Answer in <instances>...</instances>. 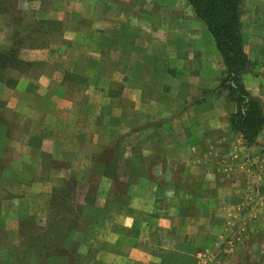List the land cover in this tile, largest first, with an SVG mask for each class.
<instances>
[{
  "label": "crops",
  "instance_id": "1",
  "mask_svg": "<svg viewBox=\"0 0 264 264\" xmlns=\"http://www.w3.org/2000/svg\"><path fill=\"white\" fill-rule=\"evenodd\" d=\"M99 1L102 9L89 6L88 17L95 22L88 30L94 36L87 38L86 47L104 55L87 58L94 65L87 67L92 77L99 72L95 67H103L98 92L110 99L111 113L103 114L104 106L96 101L83 105L72 101L64 106L78 117L50 124L36 120L45 109L34 107L28 113L27 130L10 141L12 161L19 162L13 167V182L22 186L19 197L25 200L35 193L46 199L39 203L43 211H54L57 226L70 227L64 241L77 233L80 222L84 225L83 252L79 243L63 254L61 249L52 252L42 247V264H127L130 258L157 263L156 231L172 243H187L188 237L173 235L180 224L177 219L186 220L184 226L200 223L210 200H219L225 192L239 193L240 179L229 162L237 161L239 147L264 157V127L250 146L232 128L230 116L236 103L226 89L217 90L225 77L222 55L188 0L95 2ZM241 20L250 60L242 80L250 94L260 98L264 110V0H243ZM80 25L74 27V41L83 47ZM47 81L41 76L40 87ZM148 115L150 120L144 122ZM127 130L137 135L148 131L149 137L127 138ZM44 152L49 154L48 164L43 163ZM100 154L103 158H98ZM115 158L118 165L112 171ZM72 180L81 183L82 199L76 204L72 200L69 207L53 201ZM116 182L122 184L116 188ZM96 184L102 197L98 203L92 194ZM35 186L39 188L32 192ZM82 207L91 217L79 218ZM30 208L27 204L23 210ZM117 226L142 232L130 250ZM102 242L108 247L103 248Z\"/></svg>",
  "mask_w": 264,
  "mask_h": 264
},
{
  "label": "rangeland",
  "instance_id": "2",
  "mask_svg": "<svg viewBox=\"0 0 264 264\" xmlns=\"http://www.w3.org/2000/svg\"><path fill=\"white\" fill-rule=\"evenodd\" d=\"M95 1L91 0L89 3L88 0H7L5 3L0 2V48H10L15 45L19 49L21 59L33 62L30 66H24L21 71L1 70L0 264H42L40 255L41 252L43 253L42 245L45 236L52 239L53 248L50 249L52 252H54V245L61 249L60 252L63 254L78 247L77 243H79L80 252L84 251V243H86L83 241L85 240L82 232L84 225L82 227L80 222L77 233L73 234L69 241H64V239H69L70 227L57 226L53 222L54 211H43L40 204L46 199L32 193L37 191L38 186L32 188V194L27 197L28 199L23 200V197H19L22 195L20 193L22 186L16 187L13 182L15 175L13 167L17 163L19 165V162L12 161L10 141L21 138L27 130L28 113L34 107L45 109V112L41 113L39 119L36 118V120L50 124L78 117L77 114L67 109L69 107L64 106L71 104L72 101V104L81 103L82 105L87 100L91 103L96 101L104 106L103 114L111 113L108 102L110 99H105L98 92L103 67H95L99 72L94 77L87 67V65L94 66L88 59L104 55L102 50L100 54H97L94 49L86 47L87 38L94 36L88 30V27L94 26L95 22L94 17H88L89 6L96 4L97 7L100 6V9L103 8V2L99 1L98 4ZM98 17L96 20H99ZM78 24L82 25L81 35L85 40L83 47L74 41L73 31ZM7 76L11 79L9 84L6 82ZM41 76H47L49 79L46 86L42 88L39 82ZM102 82L104 85L105 82ZM110 86L115 88L116 84L111 83ZM58 95L61 99L56 98ZM125 101L128 104L130 100ZM143 118L144 122L150 120L149 115ZM110 121H114L113 114L110 115ZM126 133L127 138H130L129 136L138 139L149 137L148 131L138 132L139 136L136 133H130L129 130ZM141 147L142 145L138 144V148ZM133 148L136 149L135 146ZM261 154L258 152L251 155L244 148L239 147L237 161H229L240 179L239 193L235 195L225 192L220 195L219 200L211 198L200 223L195 221L189 226H184L182 221L186 222V220L177 219L180 224L173 228V235L186 236L190 239L189 242L178 244L177 241H173L172 243L161 231L155 232L156 242H158L155 252L159 256L156 264H264V157ZM103 155L100 154L98 158H103ZM43 156L45 160L43 163L48 164L46 161H49V154L44 152ZM227 164L229 166V163ZM117 165L118 161L115 158L111 170H116ZM129 168L127 164V169ZM34 180L37 179L34 178ZM30 181L31 179L28 178L27 183L32 187ZM119 184L122 183L116 182L114 187L118 188ZM223 184L225 185L226 182L223 181ZM97 186L98 184L92 192L96 197V203L102 199L101 195L98 197L100 190H97ZM54 189L52 186L53 191ZM62 189L64 191L56 194L57 199L54 197L53 201L69 207V202L72 200H74L73 204H76V201L78 203V200L82 199L84 189L80 182H70ZM27 204H31L30 210H23L24 205ZM190 204L193 207L196 206L193 202ZM196 209L195 214L198 212ZM74 214L75 212L72 217L75 216ZM77 214L80 219L91 215L90 212L87 215L83 207L79 208ZM97 214L98 210L94 212V216ZM115 230H121L122 237L128 239L126 245L129 250L138 241L134 239H140V233H142L118 226ZM198 231L202 234L198 235ZM102 244L103 248L108 247L106 243L102 242ZM80 245L83 248H80ZM129 260L127 264H151L147 261L140 263ZM147 260L149 261L148 258ZM96 264L103 263L96 262Z\"/></svg>",
  "mask_w": 264,
  "mask_h": 264
},
{
  "label": "trees",
  "instance_id": "3",
  "mask_svg": "<svg viewBox=\"0 0 264 264\" xmlns=\"http://www.w3.org/2000/svg\"><path fill=\"white\" fill-rule=\"evenodd\" d=\"M7 0H0V2ZM196 14L205 21L212 33L216 46L225 65V77L218 87V92L226 89L231 100L235 101L237 110L230 116L232 128L243 134L247 145L257 142V136L264 127V110L260 98L254 97L245 87L242 75L249 68L250 60L244 48L242 32L243 0H188ZM19 49L14 45L0 48L1 70H23L33 62L21 59ZM10 77L6 82L9 84ZM46 238V236H45ZM44 238L42 247L47 251L53 248L51 238ZM58 248L54 245V249ZM59 249V248H58Z\"/></svg>",
  "mask_w": 264,
  "mask_h": 264
}]
</instances>
